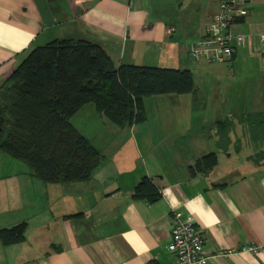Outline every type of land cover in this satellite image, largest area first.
I'll return each instance as SVG.
<instances>
[{
  "label": "crops",
  "instance_id": "0c3cea01",
  "mask_svg": "<svg viewBox=\"0 0 264 264\" xmlns=\"http://www.w3.org/2000/svg\"><path fill=\"white\" fill-rule=\"evenodd\" d=\"M219 3L0 0V85L33 49L57 39L90 40L99 43L117 65L189 70L194 80L210 64L232 68V76L219 70L224 91H215V83L210 87L207 80L202 92L196 86L195 93L170 95L168 107L174 112L159 114L156 130L149 127V115L135 124L130 135V130L104 115L108 130L121 142L116 138L105 146L99 142L106 156L98 167L99 177L84 183H42L37 197L44 207H37L36 231L31 237L27 233L32 251L21 247L12 264L20 257L18 264H177L168 249L175 210L192 219L203 233L205 264H264V253L213 257L246 243L264 244V167L246 160L261 145L252 144L243 154L235 153L232 145L229 158L217 147L215 136L216 120L261 104L264 0H247L245 14L233 26L231 60L196 61L190 43L207 34ZM201 96L204 111L198 112L196 101ZM218 96L241 97L244 102L218 113L211 107ZM139 125L144 129L136 134ZM211 152L218 154V165L191 173L190 167ZM145 177L160 190L157 202L133 198ZM58 193L61 196L55 198Z\"/></svg>",
  "mask_w": 264,
  "mask_h": 264
},
{
  "label": "trees",
  "instance_id": "16d2710c",
  "mask_svg": "<svg viewBox=\"0 0 264 264\" xmlns=\"http://www.w3.org/2000/svg\"><path fill=\"white\" fill-rule=\"evenodd\" d=\"M195 91L189 70L117 65L99 43L57 39L33 49L0 85V152L26 164L29 174L46 184L89 182L106 156L75 126L73 117L82 108L94 104L111 122L127 128L146 120V97ZM215 136L229 158L232 145L237 154L261 145L246 160L264 167V107L219 118ZM218 161L211 152L190 171L211 170ZM160 195L145 177L133 198L154 203ZM28 227L26 221L4 227L0 239L7 245L24 242Z\"/></svg>",
  "mask_w": 264,
  "mask_h": 264
},
{
  "label": "rangeland",
  "instance_id": "374dc122",
  "mask_svg": "<svg viewBox=\"0 0 264 264\" xmlns=\"http://www.w3.org/2000/svg\"><path fill=\"white\" fill-rule=\"evenodd\" d=\"M191 18L192 17H190L189 20ZM208 66L210 67L208 69L204 68L202 75L199 73L196 74V86L201 88L202 92L204 91V87L202 86L207 85L205 81L209 80L210 87L212 82L215 83L212 89H216L215 91H224L225 88H221L219 83V81H221V76L217 78V76L220 75L219 70L225 69V72L223 73L225 74L224 76H232V68L222 66L220 64H210ZM234 90L237 92L240 91V89ZM168 97H170L169 94L154 95L145 98V116L147 120V116L149 115V127H151L153 130L157 129V116L159 114H161L162 112H164V114L174 112L173 108L168 107L172 105V101L167 102ZM235 97L218 96L215 98V100H213L214 104H212L211 107L213 106L214 110L218 113L228 111L230 109L229 107L231 106L240 107L239 103L244 102V100L241 99V97H239L238 99ZM260 98L261 104L259 105L258 109H263L264 93L261 94ZM203 101L204 98L202 96L198 101H196L197 106L200 107L198 112L204 111V109H202ZM231 102H234V104L232 105ZM254 106L255 105H253V108ZM247 107H249V104L247 105ZM250 108H252L251 105ZM104 117V114L97 111V108L94 104H89L82 108L73 119L75 126L79 130L84 131L88 138L93 141L98 148L99 142L105 146L111 144L114 138L120 141L118 135L108 130V126L105 123V120H103L105 119ZM141 123L143 122L135 124ZM135 124H133V127L126 128L128 131L130 130L129 135L131 130L132 134L134 133ZM139 129L144 128L141 125L137 126L136 134ZM101 152L105 155L103 151ZM107 154L109 155V153ZM14 164L15 166H13ZM28 172L29 167L26 164L10 159L9 156L0 152V230L4 227H12L20 222L26 221L29 224L27 233L29 232V236L31 237L37 229V209L39 208L43 210L44 207V204L37 197V191H39V189L42 187L43 182L35 176L30 177ZM93 177H99V168L95 169ZM35 184L36 188L34 189L33 186ZM59 196H61L60 193H58L55 198ZM30 227H33V229L30 230ZM27 245H29L28 240L12 245H7L3 244L0 239V264H12L11 261L13 259V255L14 257H16V254L20 252L21 247H26V249L32 251L31 248H29ZM20 259L23 258L20 257L18 259V262L20 261ZM18 262H15V264H18Z\"/></svg>",
  "mask_w": 264,
  "mask_h": 264
},
{
  "label": "built area",
  "instance_id": "2783aa9c",
  "mask_svg": "<svg viewBox=\"0 0 264 264\" xmlns=\"http://www.w3.org/2000/svg\"><path fill=\"white\" fill-rule=\"evenodd\" d=\"M247 0H220L219 11L208 25L207 34L189 46L194 60L223 63L235 54L233 31L235 23L245 14ZM264 42V35L261 37ZM206 240L197 224L184 216L181 211L172 213V240L168 249L174 254L177 264H205ZM264 253V244L246 243L237 248H229L213 257L229 259L235 255Z\"/></svg>",
  "mask_w": 264,
  "mask_h": 264
}]
</instances>
